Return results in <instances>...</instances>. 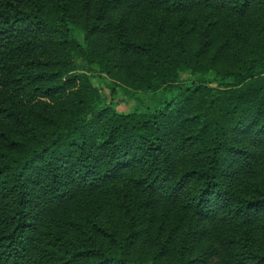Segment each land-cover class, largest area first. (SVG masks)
I'll use <instances>...</instances> for the list:
<instances>
[{"label": "trees", "instance_id": "16d2710c", "mask_svg": "<svg viewBox=\"0 0 264 264\" xmlns=\"http://www.w3.org/2000/svg\"><path fill=\"white\" fill-rule=\"evenodd\" d=\"M0 264H264V0H0Z\"/></svg>", "mask_w": 264, "mask_h": 264}, {"label": "rangeland", "instance_id": "374dc122", "mask_svg": "<svg viewBox=\"0 0 264 264\" xmlns=\"http://www.w3.org/2000/svg\"><path fill=\"white\" fill-rule=\"evenodd\" d=\"M191 74L188 71L181 72L182 78H189ZM105 82L104 77L101 74H98L93 77V83L94 86L99 90V93L101 94L102 98H105V92L103 90V83ZM145 96L143 94H138L136 96H126L123 92H120L119 90L116 92L114 96L115 100V107L117 110H129L131 107L138 105L139 102H143L142 100H145ZM146 102V100H145ZM147 103H151L148 101ZM173 217H179L180 213H177L175 211H172Z\"/></svg>", "mask_w": 264, "mask_h": 264}]
</instances>
